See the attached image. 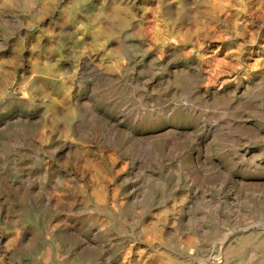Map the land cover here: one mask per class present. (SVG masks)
I'll return each instance as SVG.
<instances>
[{
  "label": "rangeland",
  "instance_id": "obj_1",
  "mask_svg": "<svg viewBox=\"0 0 264 264\" xmlns=\"http://www.w3.org/2000/svg\"><path fill=\"white\" fill-rule=\"evenodd\" d=\"M228 248L264 264V0H0V264Z\"/></svg>",
  "mask_w": 264,
  "mask_h": 264
},
{
  "label": "bare ground",
  "instance_id": "obj_2",
  "mask_svg": "<svg viewBox=\"0 0 264 264\" xmlns=\"http://www.w3.org/2000/svg\"><path fill=\"white\" fill-rule=\"evenodd\" d=\"M243 248H244V245L241 248H239L238 251L241 252ZM235 253H236L235 249L232 250L231 248H228L227 253L225 255L224 264H231L232 257L234 256Z\"/></svg>",
  "mask_w": 264,
  "mask_h": 264
}]
</instances>
